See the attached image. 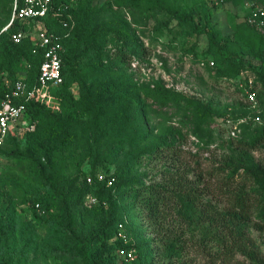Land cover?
Returning <instances> with one entry per match:
<instances>
[{
    "label": "trees",
    "instance_id": "1",
    "mask_svg": "<svg viewBox=\"0 0 264 264\" xmlns=\"http://www.w3.org/2000/svg\"><path fill=\"white\" fill-rule=\"evenodd\" d=\"M94 1L50 0L52 7L61 8V17L48 13L39 20L59 37L61 83L51 88L57 108L24 103L23 122L32 129H21L19 137L12 133L0 145V155L25 173L11 181L22 192L0 216V264H26L27 247L40 236L47 251L76 264H194L184 258L190 247L199 251L202 264H243L238 256L247 264H264L252 236V231L264 234V165L251 156L264 147V125L223 141L228 152L205 174L187 168L180 129L164 123L151 126V107L181 112L203 128L211 118L210 103L159 82L138 84L126 67L140 55L141 42L119 12L133 11L146 21L158 16L173 20L176 31L164 34L170 43L180 34L204 36L202 51L192 45L183 53L206 67L211 63L214 81L237 80L238 71L249 67L242 57L255 59L258 104L264 103V37L245 22L231 34H221L212 18L215 8L206 0ZM244 1L260 3L231 0L239 5ZM11 8L12 0H0V11L5 10L0 19V100L18 74H24L27 89L34 86L41 62V53L32 52V40H10L19 28L28 30L31 21L13 20L2 30ZM107 11L109 16L103 18ZM66 15L71 25L63 29L60 20ZM153 33L161 36L155 27ZM240 128L248 130V125ZM161 159L164 165L156 176L144 180L138 170L142 160ZM99 171L111 172L109 186L94 180ZM87 176L90 184L85 183ZM86 195L96 203L83 205ZM25 203L30 204L32 220L23 222L15 207ZM134 209L150 235L148 241L132 222ZM119 224L125 243L113 239ZM37 227L43 228V235ZM128 249L133 250L132 259H120L118 251Z\"/></svg>",
    "mask_w": 264,
    "mask_h": 264
},
{
    "label": "rangeland",
    "instance_id": "2",
    "mask_svg": "<svg viewBox=\"0 0 264 264\" xmlns=\"http://www.w3.org/2000/svg\"><path fill=\"white\" fill-rule=\"evenodd\" d=\"M206 1L208 7H210L212 0ZM248 2L244 1L239 5L237 2L232 3L231 0H221V3L215 9H211L214 24L221 34H231L234 26L244 22L247 14L246 3ZM258 2L264 4V0ZM94 4L99 5V0H95ZM4 11H0V19L5 15ZM109 13V11L105 12L102 17H108ZM119 13L123 15L131 27L136 29V34L141 42L142 51L140 55L133 58L129 66L126 67V71L133 75L138 84L159 82L164 88L171 91L210 103L211 118L203 128H196L195 123L181 112L170 108L151 107L152 111L148 116L151 126L164 123L180 129L183 139L180 141L179 146L184 155V164L187 168H194L196 173L205 174V172L217 166L216 162L220 160L222 154L228 152L226 144L223 143V141L229 139L222 125L223 118L227 117L238 127L236 138L240 136L242 131H244L243 133H254L258 127L264 125V103L258 104L259 102L256 100V107L249 109L244 97L241 96L234 84L238 80H247L253 84L254 74L252 69L257 70L259 67V63L255 59L249 56L242 57L243 63L249 67L241 68L238 71L237 80L232 81V83L222 79L221 81H214V74L210 65L206 67L202 63H195L190 54L183 53L192 45L196 46L198 52L202 51L205 46L204 36L180 34L170 43L164 34L166 33L165 30H170L172 33L176 31L173 20L168 21L167 18L158 16L154 20L149 19L146 21L133 11L122 10ZM154 27L161 33V36L153 33ZM257 33L264 37V27ZM31 39L33 40L32 37ZM20 77H24V74H18L17 78ZM71 92L74 93L75 89L71 88ZM51 93V89L40 92L38 96L41 100L38 102H42L48 108L54 110L57 108V103ZM243 109L247 113L243 112ZM256 117L258 118L257 121L255 120ZM242 124H247L248 130H242L240 128ZM17 134L20 133L15 135ZM18 135L17 137H19ZM251 156L255 162L264 165V147H258L252 151ZM163 165L164 161L162 159L149 162L142 160L138 170L145 174L144 180L147 181L154 178ZM24 174L19 164L0 155V216L4 214L3 208L7 206L11 198L12 201H15V198L22 192L11 181L21 180ZM189 178L193 177L190 176ZM205 180L203 182H206ZM212 182L210 181L208 184H213ZM29 205V203H25L18 204L15 207L23 222L32 220ZM83 205H85L84 199ZM132 216V222L143 230V236L148 241L150 235L146 233L147 229L135 209L132 211ZM36 230L40 235H43V228L37 227ZM252 236L256 239V243L259 245L262 255H264V234L252 231ZM197 237L198 232H195L194 238ZM45 243H47L46 240L40 236L39 241L35 242L32 247H27L26 264H76L73 262L74 260L61 259L56 253L47 251ZM184 258L192 260L194 264L203 263L199 251L194 247H190L185 252ZM235 259L247 264L240 256L235 257Z\"/></svg>",
    "mask_w": 264,
    "mask_h": 264
},
{
    "label": "built area",
    "instance_id": "3",
    "mask_svg": "<svg viewBox=\"0 0 264 264\" xmlns=\"http://www.w3.org/2000/svg\"><path fill=\"white\" fill-rule=\"evenodd\" d=\"M18 1V2H17ZM211 5L215 8L221 3V0H212ZM247 14L244 22L249 27L254 28L256 31H261L264 27V5L256 2L249 1L246 3ZM64 9H66L64 7ZM61 8L52 7L50 0H12L11 15L8 24L2 28L4 30L13 20L18 22L31 21L32 25L28 30L24 31L18 29L10 36L12 43H18L24 38H33L34 51L41 53V62L38 67L36 84L27 89L23 82V77L16 78L12 83L10 90L3 94L0 100V145L3 143L6 136L17 133L21 129L31 130L32 125L29 122H23L24 116V103L28 101H40L38 94L48 89L58 86L61 83L60 77V51L61 45L59 37L46 31L42 22L39 20L45 15L50 13L53 17H61ZM36 20V21H35ZM61 27L67 29L71 25V20L68 15L60 20ZM1 30V31H2ZM211 65V63H209ZM232 83V81H229ZM241 96L244 97L245 102L249 109L256 107L255 91L253 84L247 80H238L234 83ZM257 121L258 118L256 117ZM222 125L224 131L230 138H236L238 127H236L227 117L223 118ZM94 180L98 182H105L109 186L113 181L111 172L103 173L96 172L93 176ZM92 178L85 177V183L90 184ZM86 206H92L96 200L91 195L84 197ZM36 207V206H35ZM113 239H120L123 243L126 242L123 228L119 224ZM133 250H120L118 256L122 260H131Z\"/></svg>",
    "mask_w": 264,
    "mask_h": 264
},
{
    "label": "crops",
    "instance_id": "4",
    "mask_svg": "<svg viewBox=\"0 0 264 264\" xmlns=\"http://www.w3.org/2000/svg\"><path fill=\"white\" fill-rule=\"evenodd\" d=\"M264 5V4H263Z\"/></svg>",
    "mask_w": 264,
    "mask_h": 264
}]
</instances>
